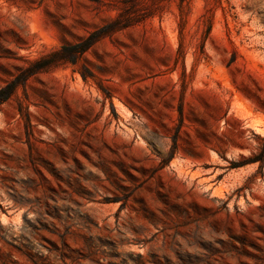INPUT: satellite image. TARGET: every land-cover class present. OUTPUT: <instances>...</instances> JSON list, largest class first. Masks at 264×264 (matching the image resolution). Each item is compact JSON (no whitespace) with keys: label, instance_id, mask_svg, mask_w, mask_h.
Wrapping results in <instances>:
<instances>
[{"label":"rangeland","instance_id":"374dc122","mask_svg":"<svg viewBox=\"0 0 264 264\" xmlns=\"http://www.w3.org/2000/svg\"><path fill=\"white\" fill-rule=\"evenodd\" d=\"M179 2L0 104V264H264V0ZM115 5L0 0V88Z\"/></svg>","mask_w":264,"mask_h":264},{"label":"trees","instance_id":"16d2710c","mask_svg":"<svg viewBox=\"0 0 264 264\" xmlns=\"http://www.w3.org/2000/svg\"><path fill=\"white\" fill-rule=\"evenodd\" d=\"M116 3L117 14L111 17L106 23L92 31L83 40L62 46L42 58L33 62L29 67L18 73L6 85L0 88V104L6 101L17 90L18 86L23 84L28 77L41 68L63 62H77L79 56L84 54L101 38L111 35L119 30L139 25L147 18L156 14H161L162 10L171 0H112ZM187 0H180L179 7L181 16H183L184 5ZM59 56V58H58ZM44 61V62H43ZM84 76H86L84 74ZM264 139V137H263ZM259 158L257 156L245 159V162H254Z\"/></svg>","mask_w":264,"mask_h":264}]
</instances>
